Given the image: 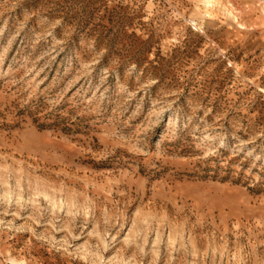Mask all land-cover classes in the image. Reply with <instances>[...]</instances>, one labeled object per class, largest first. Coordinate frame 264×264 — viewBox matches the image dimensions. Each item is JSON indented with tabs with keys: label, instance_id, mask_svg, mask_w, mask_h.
Returning a JSON list of instances; mask_svg holds the SVG:
<instances>
[{
	"label": "rangeland",
	"instance_id": "1",
	"mask_svg": "<svg viewBox=\"0 0 264 264\" xmlns=\"http://www.w3.org/2000/svg\"><path fill=\"white\" fill-rule=\"evenodd\" d=\"M0 264H264V0H0Z\"/></svg>",
	"mask_w": 264,
	"mask_h": 264
}]
</instances>
